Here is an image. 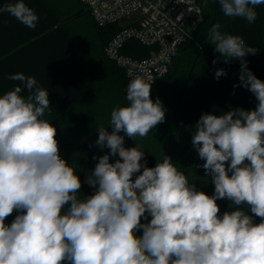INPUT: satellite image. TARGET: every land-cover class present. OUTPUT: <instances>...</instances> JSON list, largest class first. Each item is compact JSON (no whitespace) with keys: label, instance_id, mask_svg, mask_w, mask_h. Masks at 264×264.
Wrapping results in <instances>:
<instances>
[{"label":"clouds","instance_id":"clouds-1","mask_svg":"<svg viewBox=\"0 0 264 264\" xmlns=\"http://www.w3.org/2000/svg\"><path fill=\"white\" fill-rule=\"evenodd\" d=\"M218 3L226 17L251 24L264 0ZM4 13L28 28L39 20L24 0L3 5ZM208 38L226 63L240 60L234 87L258 102L252 110L203 113L192 128V146L204 161L197 167L211 178L212 195L171 157L148 167L141 146H124L125 136L147 137L165 120L166 109L152 100L143 78L129 83L128 105L111 111L112 131L96 128L95 145L109 152L93 157L98 162L84 182L95 191L81 196L79 175L61 157L57 129L44 118L52 112L48 90L23 73L8 77L19 85L0 96V264H264V81L245 59L257 49L223 33L219 23ZM226 75L215 72L217 80ZM223 199L232 210L220 215Z\"/></svg>","mask_w":264,"mask_h":264},{"label":"trees","instance_id":"trees-1","mask_svg":"<svg viewBox=\"0 0 264 264\" xmlns=\"http://www.w3.org/2000/svg\"><path fill=\"white\" fill-rule=\"evenodd\" d=\"M64 1L67 0H24L39 17L34 29L7 13L0 14V96L19 85L18 81L8 78L17 73L35 78L48 90L52 112H46L44 118L57 129L61 157L79 175L82 182L79 195L88 196L95 191L84 182L98 162L93 157L109 152V149L95 145L98 138L96 128L104 126L112 131L109 126L111 111L129 103L125 91L127 78L125 72L107 58L103 43L94 50L92 45L84 47L85 37L81 39L76 35L79 25L74 24V20L81 21L86 27L90 44L93 43L92 29L105 37L106 45L118 26L97 25L81 0H71L68 4ZM14 2L0 0V7ZM195 2L200 5L203 16L196 23L193 35L179 46L169 72L157 79L152 89V100L159 98L166 109L165 120L147 137L133 140L125 136L124 146L134 147L135 143L141 146L148 167H154L164 155L171 157L198 190L212 195L214 185L211 178L205 176L202 167H197L204 161L192 146V128L203 113L223 114L235 108L252 110L258 102L244 87H234L240 84V60L226 63L224 57L214 51L208 33L213 24L219 23L223 33L241 36L248 46L255 47L257 54L245 59L253 74L264 81V5L256 7L257 19L249 24L243 18L226 17L218 0ZM78 10L81 14L70 19V15ZM128 45L125 51L135 57L150 56L157 50L156 46L136 40L129 41ZM96 50H99V58L94 66L89 57ZM213 60L217 62L214 64ZM218 69H224L227 75L217 80L215 72ZM21 94L27 95L26 92ZM119 134L124 135L123 132ZM117 158L110 157V162ZM217 203L220 215L232 210L231 202L226 199ZM17 214L13 212L5 223L10 225ZM150 219L148 216L141 222L147 223ZM254 221L259 223L260 218L254 217ZM136 234L142 236V230Z\"/></svg>","mask_w":264,"mask_h":264},{"label":"built area","instance_id":"built-area-1","mask_svg":"<svg viewBox=\"0 0 264 264\" xmlns=\"http://www.w3.org/2000/svg\"><path fill=\"white\" fill-rule=\"evenodd\" d=\"M99 26L117 25L118 30L106 43L108 59L126 75L125 91L136 77L153 86L165 76L179 46L192 36L202 18L195 0H81ZM156 46L150 56L135 57L125 51L129 41ZM151 89V93H152Z\"/></svg>","mask_w":264,"mask_h":264},{"label":"rangeland","instance_id":"rangeland-1","mask_svg":"<svg viewBox=\"0 0 264 264\" xmlns=\"http://www.w3.org/2000/svg\"><path fill=\"white\" fill-rule=\"evenodd\" d=\"M57 2L61 3L60 1H57ZM64 2H66L68 4V3H71V0H67V1H64ZM62 4H63V1H62ZM78 12H79V10L75 11L72 15H70L69 18L74 20L75 19L74 17L78 16V14H77ZM75 23L79 25L78 29L76 30V35H78L81 39H82L83 36L85 37V42L86 43H85L84 47L86 46L87 48H89L92 45V48L94 50V47L97 46L99 43H103V46H105V37L104 36L103 37L100 36L99 32L97 30L92 29V31H90L91 32V39L93 41V43L90 44L89 39L87 38L88 35H86V33L88 31L86 29V27L82 25L81 21L78 22V20H74V24ZM193 30H194V28H193ZM192 35H193V32H192ZM100 54H101V52H100ZM97 58H99V50H96V52H91V55H90L89 59H90V62L92 63V65L95 66L96 64H98L97 63ZM105 64L109 65L108 62H106V61H105ZM116 70L119 71L117 68H116Z\"/></svg>","mask_w":264,"mask_h":264},{"label":"water","instance_id":"water-1","mask_svg":"<svg viewBox=\"0 0 264 264\" xmlns=\"http://www.w3.org/2000/svg\"><path fill=\"white\" fill-rule=\"evenodd\" d=\"M81 13V11H79L77 14L79 15Z\"/></svg>","mask_w":264,"mask_h":264}]
</instances>
